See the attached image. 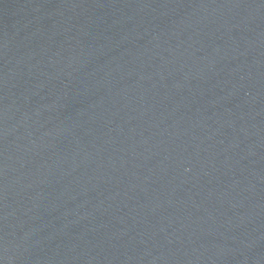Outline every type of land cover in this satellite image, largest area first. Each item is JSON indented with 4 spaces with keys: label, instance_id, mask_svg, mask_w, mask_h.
<instances>
[{
    "label": "water",
    "instance_id": "95a60500",
    "mask_svg": "<svg viewBox=\"0 0 264 264\" xmlns=\"http://www.w3.org/2000/svg\"><path fill=\"white\" fill-rule=\"evenodd\" d=\"M0 264H264V0H0Z\"/></svg>",
    "mask_w": 264,
    "mask_h": 264
}]
</instances>
